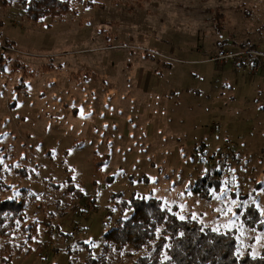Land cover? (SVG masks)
<instances>
[{
	"label": "rangeland",
	"instance_id": "1",
	"mask_svg": "<svg viewBox=\"0 0 264 264\" xmlns=\"http://www.w3.org/2000/svg\"><path fill=\"white\" fill-rule=\"evenodd\" d=\"M72 7L32 22L15 0H0V55L19 60L0 61L2 195L23 189L44 205L27 203L38 243L13 264H101L103 234L130 214L120 205L132 196L234 230L237 253L259 255L264 0ZM213 170L220 184L205 199L193 187ZM252 205L259 228L242 220ZM139 254L126 247L104 260L129 264Z\"/></svg>",
	"mask_w": 264,
	"mask_h": 264
},
{
	"label": "trees",
	"instance_id": "2",
	"mask_svg": "<svg viewBox=\"0 0 264 264\" xmlns=\"http://www.w3.org/2000/svg\"><path fill=\"white\" fill-rule=\"evenodd\" d=\"M11 1L1 0L3 4ZM15 2L22 8L28 20L38 22L45 17L55 19L69 11L74 12V3L83 8L91 7L95 0ZM6 56L3 60L1 54L0 61H19L13 60L10 53ZM14 65L22 67L17 62ZM2 176L0 170V264H13V260L30 255L33 252L32 246L38 243L36 222H29L25 216L27 203L36 204L42 211L44 205L28 195L27 191L23 192V189L19 196L3 197L7 185ZM221 176V170H213L199 176L195 180L193 192L210 199L212 190H218ZM127 209L130 214L119 218L115 226L103 234V252L98 259H94L102 260L101 264L106 263V253L123 251L126 247L140 253L129 264H264V248L257 256H251L248 252L239 255L234 230L217 231L204 227L195 219L180 218L175 213V207L172 210L164 208L160 199L132 196L120 205L121 211ZM244 212L242 220L245 225L257 228L261 226L260 215L253 205L247 207ZM44 217L41 221L46 227L49 220L46 214ZM46 232L51 234L50 230Z\"/></svg>",
	"mask_w": 264,
	"mask_h": 264
},
{
	"label": "built area",
	"instance_id": "3",
	"mask_svg": "<svg viewBox=\"0 0 264 264\" xmlns=\"http://www.w3.org/2000/svg\"><path fill=\"white\" fill-rule=\"evenodd\" d=\"M233 55H234V54H231V55H227V54H226V55H224V56L222 55V57L226 58V57H231V56H233ZM237 55H238V54H237Z\"/></svg>",
	"mask_w": 264,
	"mask_h": 264
}]
</instances>
